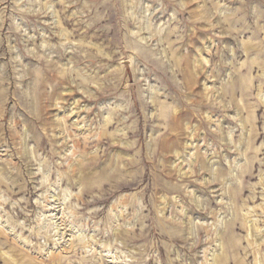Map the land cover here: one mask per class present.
<instances>
[{"label": "rangeland", "instance_id": "obj_1", "mask_svg": "<svg viewBox=\"0 0 264 264\" xmlns=\"http://www.w3.org/2000/svg\"><path fill=\"white\" fill-rule=\"evenodd\" d=\"M0 264H264V0H0Z\"/></svg>", "mask_w": 264, "mask_h": 264}, {"label": "bare ground", "instance_id": "obj_2", "mask_svg": "<svg viewBox=\"0 0 264 264\" xmlns=\"http://www.w3.org/2000/svg\"><path fill=\"white\" fill-rule=\"evenodd\" d=\"M216 260V259H215Z\"/></svg>", "mask_w": 264, "mask_h": 264}]
</instances>
